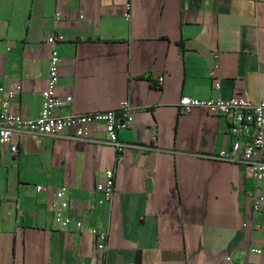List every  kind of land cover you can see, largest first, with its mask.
Listing matches in <instances>:
<instances>
[{"label": "crops", "instance_id": "obj_1", "mask_svg": "<svg viewBox=\"0 0 264 264\" xmlns=\"http://www.w3.org/2000/svg\"><path fill=\"white\" fill-rule=\"evenodd\" d=\"M51 36L58 94L73 97L61 113L127 101L128 147L117 165L103 126L88 141L15 134L16 154L0 148V264H96L92 228L109 231L105 264H264L255 183L215 157L232 145L228 121L178 107L183 96L264 101V0H0V87H22L12 110L25 118L41 113ZM107 170L116 193L101 204ZM62 187L70 228L55 219Z\"/></svg>", "mask_w": 264, "mask_h": 264}, {"label": "built area", "instance_id": "obj_2", "mask_svg": "<svg viewBox=\"0 0 264 264\" xmlns=\"http://www.w3.org/2000/svg\"><path fill=\"white\" fill-rule=\"evenodd\" d=\"M132 5L129 3L125 16L132 19ZM58 17H60L58 15ZM51 48L49 70L46 87L42 92V109L37 118H25L20 113L12 110V101L21 86L6 89L0 87V148L7 145L10 151L16 154L19 150L14 141L15 134L33 133L37 135L63 137L67 132H72L74 138L88 141L92 140L93 128L103 126L106 135V143L116 150L117 165L123 164V152L128 145L122 142L119 134L131 127L133 122V110L127 101L114 110L96 111L84 114H62L61 110L73 101L72 96L65 99L58 94L62 57L57 47V38L51 36L47 40ZM218 65L211 72V77H216ZM165 78H159V84L164 83ZM216 89H221V82L215 83ZM179 109L184 113H190L195 109H202L208 114L225 118L229 124V134L233 138L230 148L223 149L215 156L218 159L231 163H241L247 168L249 177L255 183L253 195V213L259 214L264 210V193L262 182L264 180V101L254 103L239 95L229 99L208 98L199 99L183 96L178 102ZM38 186V190H43ZM97 190L103 194L100 203L111 202L116 193V170H107L104 180L98 183ZM67 187H62L56 192L60 201L55 216L56 222L63 228H70L73 219L64 214L69 207L66 196ZM77 228L82 229L83 223L77 222ZM90 233L95 242V248L99 253L96 264H105V253L108 248L109 231L92 228ZM253 253L261 254V249L253 248Z\"/></svg>", "mask_w": 264, "mask_h": 264}, {"label": "trees", "instance_id": "obj_3", "mask_svg": "<svg viewBox=\"0 0 264 264\" xmlns=\"http://www.w3.org/2000/svg\"><path fill=\"white\" fill-rule=\"evenodd\" d=\"M3 202V200H0V204ZM135 264H142L141 256H137L136 263Z\"/></svg>", "mask_w": 264, "mask_h": 264}]
</instances>
